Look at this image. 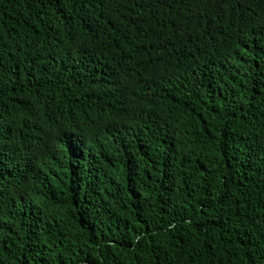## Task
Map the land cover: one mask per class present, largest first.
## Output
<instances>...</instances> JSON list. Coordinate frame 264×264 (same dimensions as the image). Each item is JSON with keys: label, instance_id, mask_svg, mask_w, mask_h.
Instances as JSON below:
<instances>
[{"label": "trees", "instance_id": "trees-1", "mask_svg": "<svg viewBox=\"0 0 264 264\" xmlns=\"http://www.w3.org/2000/svg\"><path fill=\"white\" fill-rule=\"evenodd\" d=\"M0 264H264V0H0Z\"/></svg>", "mask_w": 264, "mask_h": 264}]
</instances>
